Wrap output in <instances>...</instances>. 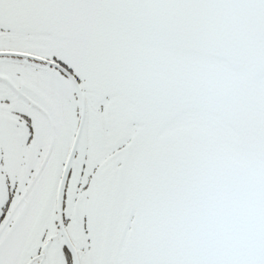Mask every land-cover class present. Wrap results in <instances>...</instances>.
Here are the masks:
<instances>
[{"label": "snow or ice", "instance_id": "obj_1", "mask_svg": "<svg viewBox=\"0 0 264 264\" xmlns=\"http://www.w3.org/2000/svg\"><path fill=\"white\" fill-rule=\"evenodd\" d=\"M0 264H264V0H0Z\"/></svg>", "mask_w": 264, "mask_h": 264}]
</instances>
